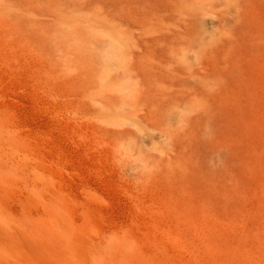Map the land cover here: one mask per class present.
<instances>
[{
    "label": "rangeland",
    "instance_id": "374dc122",
    "mask_svg": "<svg viewBox=\"0 0 264 264\" xmlns=\"http://www.w3.org/2000/svg\"><path fill=\"white\" fill-rule=\"evenodd\" d=\"M0 103L21 129L3 143L29 136L61 205L49 228L104 230L108 256L129 235L161 264H263L264 0H0ZM2 192L0 228L23 207Z\"/></svg>",
    "mask_w": 264,
    "mask_h": 264
},
{
    "label": "bare ground",
    "instance_id": "6f19581e",
    "mask_svg": "<svg viewBox=\"0 0 264 264\" xmlns=\"http://www.w3.org/2000/svg\"><path fill=\"white\" fill-rule=\"evenodd\" d=\"M2 113L4 114L3 111H2ZM0 114H1V112H0ZM1 117H3V116H1ZM6 118H7V116H6ZM1 120H3V119H1ZM6 121H7V119L4 120L5 126H7L6 128L8 129V127L10 126V129H13V128H11L14 125L13 122L11 123V121L9 120L11 125H12L11 126L10 124L6 125ZM1 122H0V124H1ZM4 122H3L2 126L4 125ZM17 128H19V126L14 127V129H16L18 131L21 130V129H17ZM10 129H9V131L6 129H0V187L3 189L2 194L4 197H6L7 200H11V201L22 200L20 202H22L23 207H22V211H21V220L14 219L13 218L14 216L13 217H11V216L10 217H1V222H2L3 226L0 228V264H90L95 259H96V261L100 260V261L104 262L105 264H161L158 261V258L156 257L154 252L147 254L146 252L141 251L137 246V242H136L137 240L136 241L133 240L132 237L129 235L121 236V238L119 239L120 242L115 248L114 255L108 256L107 254L101 253V249L103 247L102 243H104L106 241V237L104 238L103 241H101L98 237V236H100V235L102 236L106 233V231H104V230L103 231L101 230L102 232L101 231L98 232V231H96L95 228H93V226H89V228L83 232L80 229H78L77 226H75L73 224L75 222H72V220L70 222L65 221V223H63L64 225H62L60 227L54 228L51 226L49 228L48 225H46V221L43 219L44 215H46V213H47L49 217L53 216L54 211L57 209L58 206H61V205L60 204L59 205L50 204L49 202H51V201L55 202L56 201V200H52V199H51V201L46 202V204H45L44 200H43L44 202L41 201V199H42V197H41V194H42L41 193V191H42L41 190V188H42V186H41V171L42 170H41V165L36 164V163H39L40 161L38 162V159L35 160V158H38L36 156H39L40 153H37L38 151L36 149L35 144L33 146L23 144L24 142L26 143V139L28 141V139H29L28 135H27L28 138L25 137L26 139H23L24 136H21L22 137L21 139L25 140V141H23V143L21 142L20 145L17 144L14 147L6 146L5 145L6 143L4 144L2 141L3 137L8 136L10 133L13 134L12 132L15 133L14 129L11 130L12 132H10ZM18 134L21 135V131H20V133H18V132L16 133L17 136L15 134H14V136L19 138L20 135H18ZM23 134H24V132L22 133V135ZM9 136L11 137V135H9ZM15 141H17L16 138H15ZM30 142H31V140H30ZM36 154H38V155H36ZM42 177H43V175H42ZM44 180L45 179H43V181ZM43 183L45 184V181ZM43 187H44V185H43ZM49 187H51V186H49ZM58 187H60V186H58ZM47 188H48V186H47ZM44 189H45V187H44ZM53 192H55V191H53ZM59 192H61V189ZM62 193H64V192L62 191L60 194L62 195ZM61 195H59V196H61ZM54 196L57 197V194H55ZM66 196L67 195L64 194V197H66ZM47 197L48 196H46L45 198H47ZM67 197L70 198V196H67ZM67 197L65 199L68 200V202H69L70 199H67ZM48 198H50V197H48ZM72 200L74 201V199H72ZM72 200H71V202H72ZM76 200H78V199H76ZM60 201L64 202L63 199H61ZM41 202L44 203V206L42 205V207H41V204H42ZM61 202H59V203H61ZM74 202H76V201H74ZM74 202H72V203H74ZM66 205L64 204V206H66ZM78 206L77 205L75 206V204H74V207H75L74 210L77 209L76 207H78ZM7 208H9V205L7 206ZM41 208H43V209L41 210ZM60 208L61 207H59L58 210ZM64 208H66V207H64ZM11 209H13V208L11 207ZM68 209H70V208H68ZM68 209L66 208V210H68ZM92 209H94V208H92ZM10 211H12V210H10ZM76 211H80V210L78 209ZM73 212H75V211H73ZM15 213H14V215H15ZM61 213H62V211H61ZM17 214H19V211ZM70 214H73V213H70ZM94 214L95 213L93 212L92 217H91V215H89V218H92V220H93ZM101 215H103V214H101ZM75 216H77V215H75ZM56 217H58V216H56ZM72 218H74V217L72 216ZM77 219H75L76 223H77ZM89 220H90V222L92 221L91 219H89ZM92 222H94V221H92ZM99 230H100V228H99ZM73 231H74L73 236H75V239L72 241V243L68 247L69 256L72 259L69 261L67 259H64L62 257V254L63 253L65 254V252L63 251L64 250L63 248H64L66 236L69 232H73ZM218 232H220V231H218ZM210 234H211V232H210ZM186 236H187V234H186ZM203 236H205V235H203ZM213 236H214V234H213ZM139 238L140 237H138L137 239H139ZM238 240H239V238H238ZM203 242H205V241H203ZM164 243L167 244L166 242H164ZM179 243H180V241H179ZM193 243H195V242H193ZM230 245H233V242ZM173 246H174V244H173ZM240 246H242V245H240ZM190 247H191V245H190ZM227 247H229V246L227 245ZM231 247H233V246H231ZM196 248H195V250H197ZM221 249H222V247H221ZM233 249L234 248L230 249L232 251V253L234 252ZM168 250H169V247H168ZM208 251H210V250L208 249ZM189 252H188V255H189ZM216 252L220 253L221 252L220 248H219V251H216ZM242 252H243V250H242ZM211 253H209V254H211ZM227 253H228V250H227ZM238 253H240V252H238ZM193 254H194V252H193ZM229 254H231V252ZM159 255H160V253H159ZM197 255H200V253ZM236 255L233 256L234 260L236 258H238V256L236 258H234ZM221 256H222V254H221ZM226 256L229 258L231 257L228 255H226ZM241 256H243V254ZM185 257H186V254H185ZM217 257H218V254H217ZM220 257H219V260H220ZM176 258L178 259V257H176ZM182 258H184V257H182ZM184 260H185V258H184ZM190 260H191V258H190ZM221 260H223L222 257H221ZM225 260H227V259H225ZM230 260H232V259H230ZM239 260H240V258H239ZM178 262H179V260H178ZM200 262H202V261H200ZM230 262L232 263L233 260ZM254 262H255V259H254ZM224 264H227V263H224ZM235 264H236V261H235ZM244 264H245V262H244ZM248 264H249V262H248ZM263 264H264V262H263Z\"/></svg>",
    "mask_w": 264,
    "mask_h": 264
}]
</instances>
